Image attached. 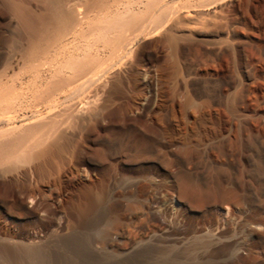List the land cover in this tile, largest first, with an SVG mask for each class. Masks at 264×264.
Returning <instances> with one entry per match:
<instances>
[{
    "label": "bare ground",
    "instance_id": "bare-ground-1",
    "mask_svg": "<svg viewBox=\"0 0 264 264\" xmlns=\"http://www.w3.org/2000/svg\"><path fill=\"white\" fill-rule=\"evenodd\" d=\"M0 1L17 20L22 36L28 45H34L37 39L43 38V45H41L43 48L40 46L41 52L36 53L40 54L42 70L49 72L51 63L54 61L51 59V54L55 51L57 54L58 50L64 56H68L65 62L66 67L65 65L61 67L60 64L61 68L53 73V77L54 75L55 78L59 77L57 78L59 81H53L55 84L59 82L62 85L66 83L65 81H69L66 83L68 87V83L69 85L74 84L70 81L71 78L74 82L77 79L78 82L82 79L80 77L86 78L83 84L89 85L94 81L89 75L100 66V59L96 60L95 55V58L92 57L95 46L86 44L85 40V44L83 45L82 42L79 46H75V43L74 46L70 45L72 42L67 43V37H76L77 31L81 32L75 30L81 25L77 26L76 22L74 26V23H71L72 16L65 15L64 8L58 0H43L45 13L34 11L23 0ZM122 5V7L126 6L124 3ZM146 6L149 11L159 12L165 5L162 0H149ZM105 14L108 13L105 12ZM125 14L115 12L110 19L108 18L111 14L106 15L108 18L102 20L99 26H95L96 30L103 37L114 35L117 38L114 42L117 44L116 40H118V44L124 46L127 31L139 25L137 18ZM64 26H74L71 27L74 30L64 33L62 31ZM50 28L54 32L60 29L57 36V41H59L54 42L58 47L53 46L52 49L49 44L54 40H48L50 36L47 34ZM106 42H108L107 39L105 44ZM105 44L103 43V46ZM107 45L111 44L108 42L105 46ZM53 48L55 51L51 53ZM57 54L54 53L53 58ZM7 63L6 66L4 65L5 70L0 72V108L6 104L2 102L4 98L8 100V93L15 95L19 89L23 91L20 78L22 88L16 89L19 81L15 82L18 77L13 78L15 77L14 72L11 81L13 83L9 85L13 86L15 83V88L11 86L15 91L7 90L8 82L5 83L7 88H4L5 79L8 81L10 78L11 80L12 75L8 78V74L14 71V64ZM65 68L72 71V77H69L70 79L66 77L69 80L63 77ZM49 83L46 86L49 87ZM57 85L54 87L57 88ZM60 89L62 91L64 88L60 86ZM60 89L55 90L58 92ZM21 90L19 94L21 93L23 99ZM52 91L54 89L50 93ZM24 96L27 95L24 94ZM17 98V101L21 99ZM10 101L13 99L8 100L9 104ZM14 101L13 104L16 102ZM8 106L6 109L9 112L11 107L7 108ZM11 106L14 105L11 104ZM76 106L78 105L74 107ZM150 106V99L144 104L136 103L128 110V114L134 116L138 125L147 121L146 125L161 133L164 142L160 143V150L138 147L128 148L127 151L139 156L154 154V152L166 156V159L155 164L129 162L112 164L107 168L93 165L92 168L86 170L84 161H69L60 173H55L53 161L59 158L61 151H66L71 137L76 136L74 132L70 133L74 129L71 127L75 126L76 122L74 125L72 123L74 121L70 122L73 126L67 128L63 126L62 121L57 122L60 116L66 115L65 112L57 116V120L55 115L46 119L48 124L45 128L43 127V130L41 129L38 136H34L31 141L29 139L28 146L25 144L27 139L22 136L10 141L12 138L8 139L10 136L5 133L6 143L4 139L0 143V188L2 182L5 181L8 187L17 188V191L30 199L35 207L32 211L23 212V200L21 201L16 195L11 203L8 199L0 200V259L7 257L5 261L0 260V264H264V235L257 230L256 216L247 210L249 196L243 193L244 189L237 176L231 173L234 163L225 164L223 162V165L217 166L212 159L217 156L216 154L233 156V153L226 150L227 148L222 143L221 132L208 126L210 119L219 120L218 110L213 107H201L193 111L184 108L179 112L177 103L173 101L171 108L174 119L168 121L150 112ZM17 108L19 109L18 106ZM5 110L3 112H6ZM70 110L66 111L72 116L73 110ZM67 118L69 117L66 116ZM73 118L76 119L75 115ZM88 118L79 117L77 119L79 126L85 125ZM63 119L65 118L62 117ZM175 121L184 125L182 147H177L178 142L175 136L178 132H169L168 123ZM68 129L71 131L69 132ZM32 130L30 131L34 134L37 133V129ZM12 144L14 149L21 146L25 150H20L21 147L17 150L12 148L13 152H11L9 147ZM5 149L10 153L6 154ZM205 173H208V176L204 175ZM76 192L79 194L77 201L73 199ZM226 212L230 217H236L231 227L226 225V220L224 221ZM3 214L20 215L28 219H35L42 214V218L27 224L28 228L35 231L34 238L28 242H21L14 232L10 233L3 225ZM58 214L61 215L60 225L57 230H52V221Z\"/></svg>",
    "mask_w": 264,
    "mask_h": 264
},
{
    "label": "rangeland",
    "instance_id": "rangeland-1",
    "mask_svg": "<svg viewBox=\"0 0 264 264\" xmlns=\"http://www.w3.org/2000/svg\"><path fill=\"white\" fill-rule=\"evenodd\" d=\"M23 1L38 13L46 12L43 0ZM162 1L165 6H162V11L158 12L157 10H148L146 5L149 0H58L64 8L65 15L72 16L71 23L76 26L77 22V26L81 25L82 27L81 29L78 26L75 29L81 31H77L76 37L66 38L67 43L72 42L70 45L74 46L75 43V46H79L82 45V42L83 45L86 42L92 47L95 46L92 57L95 55L96 60L100 59V66L89 75L94 80L93 84L88 83L89 85L83 84L86 79L83 77H80L82 79L78 82L77 79L74 82L72 78H69L72 77V71L65 68L63 77H68L74 84L69 85L70 83H68V87H66V83L69 81H65V86L58 82L56 83L58 84L57 88L54 87L56 86L54 82L55 80L59 81L57 79L59 77L55 78V75L53 77V73L64 65L66 67L65 62L68 60V56H64L57 49L58 54L54 48L51 50L59 41H57V36L60 29L54 32L50 28L47 33L50 36L48 40H54L49 44L51 47L49 51L51 50V53L55 51L54 53L57 54L53 58L54 53H50L51 59L54 61L51 63L52 66L50 64V70L51 68L52 70H49V73L41 69L43 68L41 67V57L40 54H36L41 50L43 38L37 39L34 45H28L22 36L17 20L0 1V72L5 70L4 65L6 66L7 62V64L13 63L14 71L8 74V78L12 75L10 76L11 80L10 78L8 81L5 79L4 84L7 82L8 85L12 84L13 78L18 77L15 79L16 83L19 81L16 84L18 87L16 89L23 87V91L16 90V94L19 96L12 93L7 94L9 95L7 96L8 100L13 99L19 105L13 104V101H10L9 104L8 100H5L6 98L3 99L2 103L6 102L9 106L3 104V107L0 108V111L4 108L0 112V143H2V139L6 143L4 135L6 138L7 135L10 136L8 137V139L12 138L10 141H13L15 137L22 136L27 139L25 144L28 146L31 139L38 136L41 129L46 127L48 118L55 115L57 120V116L65 112L66 115L60 116L57 122L61 123L60 121H62L65 128L73 126L76 122L77 124L71 127L74 128L72 131L68 129L71 134L74 132L73 134L76 136L71 137L66 151H61L59 158L53 161L55 173H60L69 161H84L86 170L92 168L93 165L107 168L112 164L129 162L155 164L166 159V156L159 155L158 152L139 156L134 152L127 151L128 148L138 147L158 151L161 148L160 143L164 142L161 133L146 125L147 121L138 125L134 116L128 114V110L134 104L139 102L144 104L146 100L150 99L151 109L149 108V111L168 121L174 119L171 108L173 101L177 103L179 112L184 108L193 111L201 107H213L218 110L219 120L210 119L208 126L221 132L222 143L227 148L226 150L233 153V156L216 154L217 156L212 159L217 166L234 163L231 173L237 176L244 189L243 193L249 196L247 210L256 216L258 219L257 230L264 235V0ZM123 3L124 6L126 5L125 7H122ZM112 4L115 5L112 6ZM109 10L112 12L110 13ZM115 12L121 14L128 12L129 14L125 15H133L139 21L136 28L127 31L126 42H123L124 46L118 44V40H116L117 44L114 42L117 39L114 35H112L113 38L111 35L107 36L108 38L103 37L96 30V27L108 18L106 15L111 14L108 18L110 19ZM66 27L61 29L64 33L74 30L71 27ZM78 38L80 41L77 40ZM111 38L112 40H110ZM106 39L112 45H107L108 49L105 46L108 44V42L105 44ZM110 46L112 49H109ZM41 47L43 48V46ZM110 50L113 52L111 51V53ZM33 55L35 56L32 57ZM13 72L15 77H13ZM44 75L48 76L47 79ZM19 78L22 79V87ZM46 81L53 84L48 82V87ZM61 81L63 83V80ZM7 84L4 88L8 87L7 90L10 89V92L14 90L13 86V88L16 87L15 83L13 86ZM60 86L64 88L62 91ZM58 88L60 90L57 92ZM24 89L29 90L25 92ZM53 89L55 92L50 93ZM7 90L5 91L9 92ZM20 90L23 99L21 93L19 94ZM12 95L18 97L17 99L21 98L18 100L21 105ZM11 104L17 105L19 109L15 106V110ZM23 104H25L24 107H22ZM76 104L78 106L75 108ZM4 105L8 106L7 108L11 107L9 109L11 111L8 112ZM156 105L157 107H155ZM69 107L73 110L72 116L75 115L76 119L68 113ZM66 116L72 120L66 119ZM78 116L89 117L88 120H90L89 122L87 120L88 123L86 122L85 125L79 126ZM62 117L67 121H64L65 124ZM168 124L170 133L178 132L175 136L178 142L177 147H182L184 125L177 121ZM26 125L31 127L27 128ZM32 129H37V133L31 132ZM9 148L11 151L13 144ZM17 148L15 149L17 150ZM15 149L13 148V150ZM20 150L24 151L25 148L21 147ZM78 150H80L79 154ZM18 152L21 151L18 150ZM99 173L101 174V172ZM231 173L227 175L231 176ZM126 174L128 175V173ZM204 175L208 176V173ZM17 190L15 187H8L3 181L0 188V200L8 199V202L11 203L16 195L21 201L23 200V212L34 210V203ZM19 194L21 195L19 196ZM78 195L76 192L73 199L77 201ZM39 215L35 219H28L24 216L20 217V215L3 214V225L10 233L14 232L19 241L28 242L34 238L35 231L28 228L27 224L42 218V214ZM60 216L58 214L54 217L51 224L52 230H57L60 225ZM224 217L226 225L231 227L236 217H230L227 212ZM6 259L7 257L4 256L3 260H0L5 261Z\"/></svg>",
    "mask_w": 264,
    "mask_h": 264
}]
</instances>
